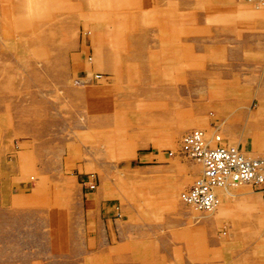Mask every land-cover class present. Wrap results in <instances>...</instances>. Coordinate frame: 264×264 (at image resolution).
Here are the masks:
<instances>
[{"label": "rangeland", "instance_id": "rangeland-1", "mask_svg": "<svg viewBox=\"0 0 264 264\" xmlns=\"http://www.w3.org/2000/svg\"><path fill=\"white\" fill-rule=\"evenodd\" d=\"M259 56L256 0H0V108L31 138L5 140L30 193L0 209V264H264V189L180 198L192 128L264 152ZM92 196L115 210L96 233Z\"/></svg>", "mask_w": 264, "mask_h": 264}, {"label": "built area", "instance_id": "built-area-1", "mask_svg": "<svg viewBox=\"0 0 264 264\" xmlns=\"http://www.w3.org/2000/svg\"><path fill=\"white\" fill-rule=\"evenodd\" d=\"M180 143L182 154L203 164L201 173L181 192L185 202L199 209L213 207L218 202V185L248 182L254 188L264 189V152L246 153L217 132L207 135L203 128L184 133Z\"/></svg>", "mask_w": 264, "mask_h": 264}, {"label": "crops", "instance_id": "crops-1", "mask_svg": "<svg viewBox=\"0 0 264 264\" xmlns=\"http://www.w3.org/2000/svg\"><path fill=\"white\" fill-rule=\"evenodd\" d=\"M258 62L261 65L260 68H264V57L259 56ZM263 72H264V69H263ZM263 72H262V74H263ZM257 78L258 79L256 81H254V79H255L254 78L253 81L250 82L249 84H250V87H255L256 89L260 90L261 87L264 86V74L260 77H257ZM260 99H261V101L264 102V95ZM237 101H239V99ZM235 102H236V100H235ZM5 117H6V114L4 112V107L2 106L0 108V172L2 174V178L0 181V190H1V193H0V209L13 206L12 205V194H24L25 196L28 197L27 194L30 193V190H29L30 185H28V182H26L24 180L13 178L14 175H16L18 173V167L22 161L21 160L22 154H19V153L11 154L9 151L6 152L5 151V140L7 138H9L10 136H13L11 138V140H12L11 145L14 147V149H16V151H19V150L25 151L26 149L30 148L31 138H27V139L25 138V139H21V140L15 139L16 135L19 134V136H20V131H22V128H20L19 124L15 121V119L16 118L18 119V117L14 115L12 117L13 123H11V124L8 123L7 125L5 124ZM25 129H24V131H25V133H28V135L32 132L30 130V128H25ZM19 141L24 143V144L21 146ZM237 144L239 146L243 145L246 149H248L250 151L257 148L255 146H253L252 142H251V144H250V141L248 143L247 140H245V142L239 140L237 142ZM27 197H25V198H27ZM95 198H96L95 196H92L89 201H87V202L85 201L84 208H85L86 213L87 212L89 213V210L94 209L92 215L91 214L87 215L88 218H90V219H88L87 226H89L88 225L89 222L91 220H93L95 222L94 232L96 233L99 231V228H98L99 217L101 215H105V216L107 215L106 219L111 218V216H113V214L115 213V210H109L108 209L113 204L105 205V206L100 205L99 210H98L99 213L97 214L96 208H95L97 203L95 201ZM103 222H105V221L103 220ZM109 233H110V230H109ZM77 260H79V259L76 258V260H72V261L77 262Z\"/></svg>", "mask_w": 264, "mask_h": 264}, {"label": "bare ground", "instance_id": "bare-ground-1", "mask_svg": "<svg viewBox=\"0 0 264 264\" xmlns=\"http://www.w3.org/2000/svg\"><path fill=\"white\" fill-rule=\"evenodd\" d=\"M256 1H258L259 3H261V4H263L264 5V0H256ZM195 128H198V127H195ZM193 129V128H192ZM205 130V129H204ZM205 132H206V134L208 135V132L205 130ZM186 156V155H185ZM188 157V156H187ZM191 158V157H190ZM194 159V158H193ZM195 160V159H194ZM196 162H198L202 167H203V164H202V162L201 161H198V160H195ZM243 184H247V185H251L250 183H248V182H241V183H237V184H231V185H218V186H216L215 187V192H216V194H217V197H218V202L213 206V207H211V208H209V209H199V208H197V207H195L193 204H190V203H188V202H185L183 199H182V197H181V193H180V198H181V200L185 203V204H187V205H189V206H191V207H193V208H195L196 210H198V211H201V212H211V211H214L219 205H220V201H221V192L220 191H218V189L219 188H223V187H225V188H227V187H237V186H240V185H243ZM252 186V185H251ZM187 188V187H186ZM185 188V189H186ZM184 189V190H185ZM182 192V191H181Z\"/></svg>", "mask_w": 264, "mask_h": 264}]
</instances>
